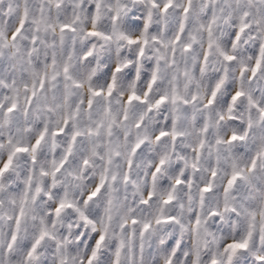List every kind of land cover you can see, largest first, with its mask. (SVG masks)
Here are the masks:
<instances>
[{"label":"rangeland","instance_id":"rangeland-1","mask_svg":"<svg viewBox=\"0 0 264 264\" xmlns=\"http://www.w3.org/2000/svg\"><path fill=\"white\" fill-rule=\"evenodd\" d=\"M0 264H264V0H0Z\"/></svg>","mask_w":264,"mask_h":264}]
</instances>
